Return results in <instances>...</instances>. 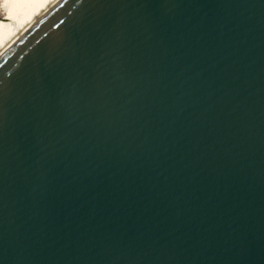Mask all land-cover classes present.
<instances>
[{
	"label": "water",
	"instance_id": "water-1",
	"mask_svg": "<svg viewBox=\"0 0 264 264\" xmlns=\"http://www.w3.org/2000/svg\"><path fill=\"white\" fill-rule=\"evenodd\" d=\"M0 264H264V0H57L20 32Z\"/></svg>",
	"mask_w": 264,
	"mask_h": 264
},
{
	"label": "bare ground",
	"instance_id": "bare-ground-1",
	"mask_svg": "<svg viewBox=\"0 0 264 264\" xmlns=\"http://www.w3.org/2000/svg\"><path fill=\"white\" fill-rule=\"evenodd\" d=\"M21 0H0V53L43 15L57 0H25L16 8L12 3Z\"/></svg>",
	"mask_w": 264,
	"mask_h": 264
},
{
	"label": "rangeland",
	"instance_id": "rangeland-1",
	"mask_svg": "<svg viewBox=\"0 0 264 264\" xmlns=\"http://www.w3.org/2000/svg\"><path fill=\"white\" fill-rule=\"evenodd\" d=\"M23 1H25V0L18 1V3L13 2L12 3V8L18 7L19 5H21V2H23Z\"/></svg>",
	"mask_w": 264,
	"mask_h": 264
}]
</instances>
